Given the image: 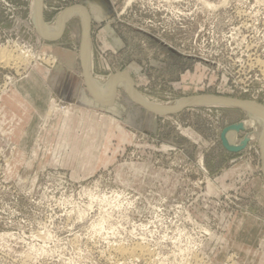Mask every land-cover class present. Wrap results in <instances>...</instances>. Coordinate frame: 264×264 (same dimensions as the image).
I'll return each mask as SVG.
<instances>
[{
  "label": "rangeland",
  "instance_id": "rangeland-1",
  "mask_svg": "<svg viewBox=\"0 0 264 264\" xmlns=\"http://www.w3.org/2000/svg\"><path fill=\"white\" fill-rule=\"evenodd\" d=\"M34 2L0 0V264H264L249 114L208 104L161 116L123 88L98 102L81 19L46 39ZM74 4L94 16L96 77L128 71L162 103L209 93L264 106V0H42L45 21ZM34 72L48 88L29 83L16 101L15 84ZM44 92L47 105L26 98ZM244 121L241 150H227L224 132Z\"/></svg>",
  "mask_w": 264,
  "mask_h": 264
},
{
  "label": "bare ground",
  "instance_id": "bare-ground-1",
  "mask_svg": "<svg viewBox=\"0 0 264 264\" xmlns=\"http://www.w3.org/2000/svg\"><path fill=\"white\" fill-rule=\"evenodd\" d=\"M129 1L131 2L132 0H129ZM38 7H39V10H41L40 13L37 10ZM42 9H43L42 0H39V5L37 7H36V4L34 2L33 20L35 21V23L37 25L36 27H38L39 31H41V33L43 34L42 36H44L46 38H49V39L58 38L60 36V34L64 31V28H65L64 23H66V25H67L68 21L71 18H73V16H75V17L79 16L81 18L82 22H83V26L84 27H83L82 34H84V38H85V34H86L87 26H88V18H87V21H86V17L84 15H80V14L77 13V11L75 9L82 11L80 8H74L73 10H75V11H72V10L68 11L65 17H64V15L62 13V16L58 20L53 21L52 23H48V22L45 21L44 13H43ZM60 28H61V30H60ZM59 30H60V32H59L58 36L56 37L55 34H57V32ZM84 38H83V40H84ZM90 43H91V41H90ZM2 52H3V50H2ZM83 62H84V66L86 68L88 82H89V85H90L91 89L96 93L98 98H100L102 100H106V101L109 100L111 98V95H112L113 80H114V78H115V76L117 74L110 75L105 80L100 79V78L95 76L94 70H93L91 47H89V49L87 50ZM85 84H86V82H85ZM96 86L99 88L98 90H101L102 93L98 92ZM118 86H121L120 88L125 89V91L129 94L130 81H129V79L127 77H120L118 79ZM136 91H137L138 97L141 100L145 101L147 104H149L151 106H154L155 108L163 109V110L175 109L180 104L186 102L190 98V97H187V98L184 97V98L175 100L173 102L162 103V102H157V101H153V100L149 99L147 96H145L144 94L139 92L137 89H136ZM206 104L228 105L226 103H223L222 101H216L214 99H202L196 105H206ZM245 104L248 107L244 108V110L249 114V117L251 119L250 123L252 125H254L256 129L259 130V134H257V135H258L259 140L261 142V146H264V106L259 105V104L254 103V102H250V101H245ZM228 106H230V105H228ZM246 127H248L247 126V122L244 121V122H241V123H238V124H234L233 126H230L229 128H227L226 131L224 132V138H225L226 143L229 146H231V147H240V146H242V144L238 143L236 138H237L238 133L241 131V129L242 128L245 129ZM249 139L251 140V135H247L244 138V140H243L244 143L245 142L247 143V141ZM99 198H101V197H99ZM108 201H110V200H108ZM119 250L120 251H122V250L124 251L125 250L124 252L127 251L124 247H122V248L120 247ZM137 250H140V252H142V253L136 252ZM143 252H145V251L143 250V247H142V248H138V249L133 248L128 253H130L133 256V255H136V253L143 254Z\"/></svg>",
  "mask_w": 264,
  "mask_h": 264
},
{
  "label": "water",
  "instance_id": "water-1",
  "mask_svg": "<svg viewBox=\"0 0 264 264\" xmlns=\"http://www.w3.org/2000/svg\"><path fill=\"white\" fill-rule=\"evenodd\" d=\"M38 5H39V0H36V7ZM74 8H80L87 15V18H88V26H87L85 38L83 40V45H82V48H81V54H80L81 55L82 66H83V72H84L83 74H84V78H85L87 89L90 92V94L98 102L103 103V104H107L109 102L108 100L106 101V100H102V99L98 98L96 93L91 89V87L89 85V82H88L86 68H85L84 62H83L84 57L86 55V52H87V50L90 47L91 34H92V18H91L90 10L83 4H74L72 6L66 7L63 10L62 13H63L64 17L66 16L68 11L73 10ZM37 10H38L39 13L41 12V10H39V7L37 8ZM64 26L66 28V23H64ZM39 32H40V35L42 36L43 34L41 33V31H39ZM63 32L60 34L59 37H61L63 35ZM44 38H46V37H44ZM46 39H49V38H46ZM49 40H51V39H49ZM120 77H127L129 79V81H130L129 95H130L131 99L136 104L142 106L143 108L147 109L148 111H150V112H152L154 114L161 115V116H166V115L180 113V112L184 111L185 109L196 105L202 99H214L216 101H222L223 103H226V104H228L230 106H237V107H240L242 109L248 107L245 104V101L207 93V94H199V95L192 96L186 102L180 104L175 109H170V110L158 109V108H155L154 106H151V105L147 104L145 101L141 100L138 97L137 91H136L135 81H134L133 77L131 76V74L128 71H122L120 73H117V75L115 76V78L113 80V84H112L111 101L113 100L114 96L116 95V91L118 89V79ZM222 139H223L224 146L226 147L227 150L233 151V152H237V151L241 150V146L240 147H231V146H229L226 143V141H225L224 134L222 136ZM260 150H261L262 172L264 174V146H260Z\"/></svg>",
  "mask_w": 264,
  "mask_h": 264
},
{
  "label": "crops",
  "instance_id": "crops-1",
  "mask_svg": "<svg viewBox=\"0 0 264 264\" xmlns=\"http://www.w3.org/2000/svg\"><path fill=\"white\" fill-rule=\"evenodd\" d=\"M76 11H77V13L78 14H80V15H84L85 17H86V21H87V16L82 12V11H80V10H77V9H75ZM75 10H72V11H75ZM90 14H91V12H90ZM95 14V13H94ZM96 15H97V13H96ZM62 16V13H60L59 15H58V17L56 18V20H58L60 17ZM77 17V16H76ZM79 17V16H78ZM94 18V16H92L91 15V18ZM73 18H75V16H73ZM73 18H71L70 20H72ZM80 18V17H79ZM69 19V18H68ZM81 19V18H80ZM69 20V21H70ZM81 22H82V20H81ZM82 27H84L83 26V22H82ZM60 30H61V28H60ZM60 30L57 32V34H55V36L57 37L58 36V34H59V32H60ZM83 35V38H84V34H82ZM90 47H91V43H90ZM48 75H50L51 73L50 72H48L47 73ZM34 75H36V72H34V73H32L30 76H28V78H26V79H31V81H26V80H22V81H20V82H18L17 84H15V87H14V91H13V93H14V98L16 99V101L17 100H22V98H23V92H24V90H26V88H25V86L26 85H28L29 83L31 84V83H34L33 81H34V79H35V77H34ZM37 78H38V81L36 82V83H34V86H31L30 87V91H31V89H35V90H38L39 88L42 90L43 88H48V86H46L47 85V83H49V82H47V81H43L44 79L46 80L47 79V76H44L43 74H42V77L41 76H37ZM39 78L42 80H40L39 81ZM32 79H33V81H32ZM36 80V79H35ZM85 86H86V84H85ZM122 86V85H121ZM121 86H118V88H120ZM96 88H97V90L99 89L97 86H96ZM28 90V89H27ZM35 90H33V91H35ZM118 90V89H117ZM103 91V90H102ZM38 92H41V91H38ZM98 92L99 93H102L101 92V90H98ZM45 93V94H44ZM44 93H42L43 95L40 97V99H41V102H39L38 101V99L37 100H35V99H33V97L31 98V96H33L32 94H27V96H26V98L27 99H31L33 102H38L39 104H42V105H44V104H48L49 102H51V98H50V96H49V94H47L46 92H44ZM37 105V108H40L41 109V106L40 105ZM206 105H208V104H206ZM52 111H53V108H52Z\"/></svg>",
  "mask_w": 264,
  "mask_h": 264
}]
</instances>
